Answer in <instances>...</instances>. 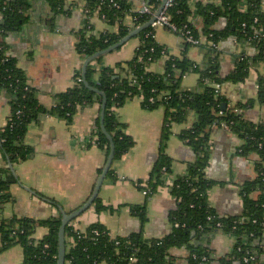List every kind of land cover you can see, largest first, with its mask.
I'll list each match as a JSON object with an SVG mask.
<instances>
[{"label":"trees","instance_id":"1","mask_svg":"<svg viewBox=\"0 0 264 264\" xmlns=\"http://www.w3.org/2000/svg\"><path fill=\"white\" fill-rule=\"evenodd\" d=\"M83 1L87 23L81 30L76 50L85 59L112 46L130 31L147 23L164 2L148 0L152 12L139 13L127 0ZM46 2L54 15L70 11L67 9V0ZM191 2L172 0L166 14L179 34L190 30L195 39L206 36V40L201 39V43L195 44L183 36V55H170L164 72L149 70V65L167 52L166 47L155 38V27L150 25L135 36L140 43L132 59L106 66L98 72L94 62H99L104 54L98 56L87 66L86 79L89 86L84 82L83 70L77 71L73 85L57 93L56 104L47 108L38 100L37 90L29 83L17 58L8 52L7 38L11 33L20 31L29 20L32 0H0V13L3 15L0 25V94L8 95L10 105L8 121L0 127V152L12 165L34 155V148L27 145L24 139L31 123L41 115H56L70 123L79 107L96 102L102 105L104 97L106 109L103 122L115 143L114 160L120 159L133 147L135 140L127 133L126 124L120 120L117 109L128 99L140 97L143 107L148 110L161 105L166 109L158 159L150 176L139 180L141 184L138 188L148 189V199L158 186L164 184L165 175L171 171L172 159L166 148L172 133V123L184 121L190 112L196 115L192 126L180 133L181 138L193 148L195 159L188 163V172L178 176L170 188L177 199L176 208L169 214L171 232L161 238L145 236L144 226L148 220L146 201L131 204V214L140 219L141 229L126 236L113 237L108 227L101 222L92 223L85 230H80L70 221L65 229L66 263L174 264L171 249L183 247L189 251V264H205L210 260L212 250L204 243V238L221 231L236 237V242L233 250L220 258V264H264V119L255 122L244 116V110L255 102L264 106V69L257 77L256 99L230 105L221 90L227 82H244L253 67L264 64L263 0H201L195 7L191 6ZM97 12L108 24L119 25L118 31L86 36L88 20ZM128 15L134 18L133 25L124 23ZM195 18L202 21L201 31L192 21ZM218 22H223V26L218 27ZM230 37L252 45L256 53L238 54L234 68L223 77L220 73L219 43ZM191 46H200L205 50L202 63L188 57L187 52ZM189 72L199 74L201 91L181 87L183 77ZM96 124V143L108 156L110 141L102 130L101 116ZM213 126L224 127L242 139L238 154L248 157L256 153L258 156L255 161V177L240 185L243 212L239 215H220L208 199L209 190L217 184L206 175ZM9 169L0 170V209L14 201L10 186L19 181ZM112 174L110 168L108 175ZM254 193H258L257 197H253ZM49 201L58 206L54 200ZM94 203L99 212L111 209L101 202L99 196ZM61 218V215L45 219L0 216V253L20 245L24 253L21 264H58ZM39 227L48 229L41 239L35 237Z\"/></svg>","mask_w":264,"mask_h":264},{"label":"crops","instance_id":"2","mask_svg":"<svg viewBox=\"0 0 264 264\" xmlns=\"http://www.w3.org/2000/svg\"><path fill=\"white\" fill-rule=\"evenodd\" d=\"M127 1L132 3L136 11L140 9L143 0ZM198 1L201 0H192L191 6L195 7ZM84 5L83 0H67V9L70 11L54 15L46 0H32L29 20L20 31L11 33L7 38L9 55L17 58L29 83L37 90L38 100L47 108L56 104L55 95L72 86L76 72L83 70L86 59L77 52L76 44L80 41L81 30L87 23ZM2 21L3 15L0 13V25ZM192 21L201 31V19L195 18ZM133 22L131 15L124 19L126 25H133ZM217 26H223V22H218ZM118 29L119 25L108 24L97 12L88 20L86 36H99L106 31L117 32ZM155 38L166 47L167 52L151 63L149 70L162 73L170 55H183L185 40L181 34L164 25L155 27ZM201 39L205 41L206 36ZM139 43L138 37L131 38L121 47L105 53L99 62H94V66L99 72L106 66L132 59ZM255 53L252 45L235 37L221 41V76L225 77L231 72L238 54ZM187 55L202 63L205 50L200 46H191ZM263 69L264 64H259L258 67H253L244 82H227L222 86V93L227 96L230 105L256 99L257 77ZM181 87L185 90L201 91L199 74L187 73L182 79ZM100 112L101 105L96 102L79 107L70 123L56 115H41L37 121L31 123L24 139L27 145L34 148L35 153L31 158L13 165L16 174L0 152V170L9 167V171L19 178L18 182L10 186L14 201L6 203L0 209L1 217L29 216L45 219L62 216L58 206L71 212L88 200L108 157L106 151L96 143V122ZM165 112L163 105L154 110L144 108L140 97L128 99L117 109L120 120L126 124V131L133 137L135 144L120 159L114 160L111 167L113 174H107L101 187V202L111 209L99 212L94 203L72 220L77 229L85 230L90 224L101 222L108 227L113 237L137 232L141 229V222L131 214L130 207L131 204L146 201L148 220L144 226L145 236L161 238L171 232L169 214L176 208L177 199L170 188L178 176L188 172V163L195 159L193 148L180 136L195 121L194 112H190L184 121L173 122L171 125L172 133L166 151L172 159V165L171 171L164 177V184L158 186L148 199L135 184L136 180L150 176L158 159ZM9 114V97L6 93H1L0 127L7 123ZM244 116L255 122L263 120L264 106L255 102L244 110ZM210 143L206 175L217 184L208 192L209 202L222 216L239 215L243 212L240 185L255 177V161L258 156L256 153L248 157L238 154L242 139L221 126L212 127ZM257 194L254 193L253 197H257ZM48 199L57 202L58 206ZM47 232L46 227H39L35 237L41 239ZM204 240L212 250L210 260L205 264H220V258L233 250L236 237L216 231ZM171 253L175 258L174 264H189V251L186 248L174 247ZM23 260L24 253L20 245L0 253V264H21Z\"/></svg>","mask_w":264,"mask_h":264},{"label":"water","instance_id":"3","mask_svg":"<svg viewBox=\"0 0 264 264\" xmlns=\"http://www.w3.org/2000/svg\"><path fill=\"white\" fill-rule=\"evenodd\" d=\"M165 2H166V0H164L163 4L161 5L159 10L157 11L156 15L153 16L147 23H145L144 25H141V26L137 27L136 29L130 31L126 36H124L122 39H120L117 43L113 44L112 46H110L104 50H101V51L94 53L93 55L89 56L85 60L84 65H83V79H84V82L86 85L89 86L88 81L86 79V71H87L88 64L91 61H93L94 59H96L98 56L103 55L107 52H110L112 50H115V49L121 47L128 40L135 37L144 28L149 27L152 24V22L156 19V17L160 14V12L162 11V9L165 5ZM100 93H102V92H100ZM105 109H106V98L104 97L102 105H101V112H100L101 123H102L101 126H102L103 132L106 134V136L108 137V139L110 141V152H109V155L107 157L106 164L102 170V173L100 174V177L98 178L96 186L93 190V193L88 198V200L83 205H81L80 207H78L77 209H75L74 211H71V212L66 211L62 206H58L61 213H62V218H61L62 222H61V226H60V230H59V248H58V261H57L58 264H66V242H65L66 225L70 221L79 217L83 212H85L87 209H89L94 204L96 198L99 196V193H100L101 187L104 183V180L107 177V174H108V172H109V170L112 167V164L114 162L115 143H114L112 136L108 133V131L104 125V122H103L104 117H105ZM9 165H10L12 172L15 173V169H14L13 165L10 162H9ZM26 189L29 190L30 188L26 187ZM30 191H32V190L30 189ZM32 192H34V191H32Z\"/></svg>","mask_w":264,"mask_h":264},{"label":"built area","instance_id":"4","mask_svg":"<svg viewBox=\"0 0 264 264\" xmlns=\"http://www.w3.org/2000/svg\"><path fill=\"white\" fill-rule=\"evenodd\" d=\"M141 7L140 9L136 10V12L139 13H151L152 12V8L149 5V3L146 0H143L141 3ZM172 5V0H166L165 5L162 9V11L160 12V14L156 17V19L152 22V26L153 27H157L159 25H164L167 26L168 28H170L171 30L177 32V28L170 23L169 21V17L166 14V10ZM157 12L154 13V16L156 15ZM136 18V17H135ZM178 33V32H177ZM182 36H185V38L187 39V41L195 43V44H199L201 43V39H195L194 35L190 32V30L186 31V33H181ZM94 142V141H93ZM135 184L137 186H139L141 183L139 182V180L135 181ZM147 190L148 189H144L143 192L145 193V195L147 194Z\"/></svg>","mask_w":264,"mask_h":264},{"label":"rangeland","instance_id":"5","mask_svg":"<svg viewBox=\"0 0 264 264\" xmlns=\"http://www.w3.org/2000/svg\"><path fill=\"white\" fill-rule=\"evenodd\" d=\"M85 14H86V12H85ZM66 264H69V263H66Z\"/></svg>","mask_w":264,"mask_h":264}]
</instances>
